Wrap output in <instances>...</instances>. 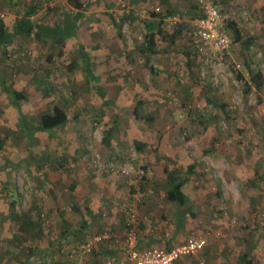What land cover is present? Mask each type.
Instances as JSON below:
<instances>
[{
  "label": "rangeland",
  "instance_id": "374dc122",
  "mask_svg": "<svg viewBox=\"0 0 264 264\" xmlns=\"http://www.w3.org/2000/svg\"><path fill=\"white\" fill-rule=\"evenodd\" d=\"M71 1L39 0L31 20L63 26L65 17L77 15ZM32 2L0 0V28L14 33ZM78 2L84 11L75 38L53 43L36 39L33 30L0 47V264L86 252L84 241L67 242L72 226L59 220L76 214L67 190L73 177L89 172L127 177L108 171L109 163L136 176L135 165L149 159L180 179L194 164L193 174L207 184L204 191L215 185L212 199L209 191H200L208 197L203 204L212 201L215 207L204 208L202 216L211 209L217 213L199 235H215L217 264H245L243 257L264 264V87L245 94L237 78L248 80L245 59L263 68L264 0H213L230 33L224 56L194 53L193 0ZM152 13H171L177 20L150 31L156 52L148 56L144 36ZM231 23L243 39L254 38L249 52L235 41ZM85 59L93 73L113 80L89 81ZM147 59L158 73L146 69ZM13 92L26 95L21 111L29 125L38 126L54 108L65 112L67 122L50 133L27 135L8 97ZM123 109L141 119L133 123ZM147 116L150 123L143 121ZM72 190L80 191L77 185ZM210 254L205 248L185 263L212 264Z\"/></svg>",
  "mask_w": 264,
  "mask_h": 264
},
{
  "label": "crops",
  "instance_id": "0c3cea01",
  "mask_svg": "<svg viewBox=\"0 0 264 264\" xmlns=\"http://www.w3.org/2000/svg\"><path fill=\"white\" fill-rule=\"evenodd\" d=\"M170 20L177 19L172 15L167 16V18L151 17L146 25V30L148 32L156 30L155 27L160 21L162 24L158 28H161L164 23ZM150 28L151 30H149ZM153 65L157 68L155 64ZM90 67L92 70L91 62ZM84 68L85 66L83 70ZM92 74L96 80L87 76L89 81L113 80L108 73H106V77H100L92 70ZM114 79H119V76H115ZM116 85H120V82H116ZM23 94L26 96L25 93ZM123 111L133 117L134 110L123 109ZM133 123L136 121L133 120ZM143 164L146 166L144 167ZM135 166H137L138 171L140 170L139 166L143 168L144 175L142 178L137 175V172L135 173L139 180L133 174L124 177L118 173L100 175L89 172L80 179L73 177V182L71 181L67 186V190L69 189L71 197L74 199L71 210L76 211V214H74L73 219L64 216L59 220L62 223L69 221L68 227L72 226L68 230L67 242L84 241L87 245L86 252L66 256L55 255V257L42 259H31V257L19 261L17 264L22 262L33 264H130L126 261L122 251L127 214L121 205L129 201L136 190L142 194L137 208L138 240L141 249L152 247L169 249L184 243L194 233L199 235L201 232H206L207 218L212 221V224L214 223L213 218L217 209L207 211L208 217L205 216L206 214L202 216V210L209 207L215 208L212 201H206L203 204V199L205 200L209 196L211 199L213 198L214 194L212 195L211 191L215 190V185L210 186L211 191L208 189L210 195L206 197L204 193L207 194L208 191L204 190L208 188L207 184L203 180L200 181V175L193 174L194 164L192 172H189V167L192 164L186 166V177H182V179L178 178V175L175 176V173L168 172L163 165L158 167L153 159L145 160L139 166L138 164ZM169 176L172 177L173 181L170 180ZM208 179L212 182L210 178ZM79 183L82 184V187L78 186ZM73 185H77V189L80 190L77 194L72 190ZM176 185H179L180 190L188 199L185 205L169 202L166 199L167 191ZM200 191H204L203 195ZM76 219H78V225L75 226ZM213 240L216 241L215 235L206 240L205 248L206 251L209 249L211 253L210 258L207 257L208 263L217 264L216 258L213 257V254L217 252V243H214ZM187 261L188 258L184 257L174 264H186Z\"/></svg>",
  "mask_w": 264,
  "mask_h": 264
},
{
  "label": "trees",
  "instance_id": "16d2710c",
  "mask_svg": "<svg viewBox=\"0 0 264 264\" xmlns=\"http://www.w3.org/2000/svg\"><path fill=\"white\" fill-rule=\"evenodd\" d=\"M38 2L39 0H33L32 4L28 7L24 16L15 22V26H14L15 32L14 33H10L4 30L3 27L0 28V47H2L5 43H8L12 37L30 35V33H32L33 30H35L34 37L36 39L51 41L53 43H62L63 41L67 39L76 37L77 22L83 16L82 12L84 11V7L78 2V0L71 1L73 4L72 6L77 10V15L74 16L72 19H68L69 18L68 16L65 17L64 22H63L64 25L55 26V27L33 23L31 18L32 16H34V14L38 10ZM171 15H172L171 13H167L164 16H159V15L152 13V18H167V16H171ZM109 16L115 28L119 29L120 23H116L115 18L113 17L112 14H110ZM161 24L162 22L160 21L157 25L161 26ZM158 26H156L155 28L160 29V27L158 28ZM229 27L234 33L235 41L238 42L242 46V49L245 52H249L251 46L254 43V38L246 37L245 39H243L241 34L239 33V30L234 25V23H231ZM149 30H151V28ZM154 34L155 33L148 32L144 36L145 51L148 52V56H151L155 54L156 52V43H155ZM245 62H246L245 68L247 69V72H248V80L247 81L244 80L241 75H238L237 77L240 81L243 82L244 93L248 94L252 89L261 91L264 87V63H263V68H260V67L252 68L249 60L245 59ZM83 63L85 64L84 72L86 76H88L92 80H96V78L92 74L89 60L85 59ZM145 65L151 74L158 73L157 69L149 61V59H147ZM1 87L2 89L4 88L7 91L4 83L1 84ZM8 97L10 99L11 104H13V106H15L18 109V120H19L20 128L27 135L31 136L34 132L50 133L52 132V130L60 128L62 125H64L67 122V116L65 112L59 108H54L51 114H46L41 117V121L38 126L33 127L29 125V123L26 121L25 116L23 115L21 111V102L25 99L24 94L22 92H13V93L8 94ZM219 109L221 110L222 113L226 114V112H224L223 107H219ZM133 118L135 121H138L141 119L136 114L135 111H133ZM152 120L153 118L151 116H147L143 118V121H145V123H150ZM192 169H193V165L189 167V172H192ZM169 178L170 180H172L171 176H169ZM166 199L169 202L177 203L179 205H185L188 201L187 197L180 190L179 185H176L172 187L169 191H167ZM240 262L245 263V264H252L251 261L247 260L246 257H243L242 259H240ZM20 264H33V263L22 262Z\"/></svg>",
  "mask_w": 264,
  "mask_h": 264
},
{
  "label": "built area",
  "instance_id": "2783aa9c",
  "mask_svg": "<svg viewBox=\"0 0 264 264\" xmlns=\"http://www.w3.org/2000/svg\"><path fill=\"white\" fill-rule=\"evenodd\" d=\"M193 1L197 10V16L193 20L190 31V43L194 53L196 55H207L209 51H213L224 56L229 49L230 43V33L225 17L213 0ZM154 10L158 12L159 8ZM107 170L111 172L119 171L127 177L129 174L125 168L116 167L113 163H109ZM137 175L142 178L144 172L139 170ZM137 175L136 178L139 180ZM138 183L136 184L138 185ZM141 197L140 191L136 190L131 199L121 205L127 214L122 251L128 263L174 264L181 258L197 255L205 249L207 239L204 235L189 236L184 243L169 249L161 247L141 249L138 240L139 223L137 219V208Z\"/></svg>",
  "mask_w": 264,
  "mask_h": 264
}]
</instances>
